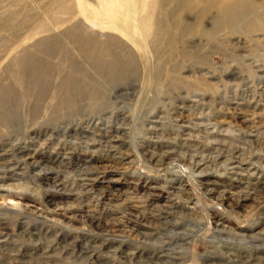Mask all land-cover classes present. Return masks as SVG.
I'll return each mask as SVG.
<instances>
[{
	"label": "rangeland",
	"instance_id": "1",
	"mask_svg": "<svg viewBox=\"0 0 264 264\" xmlns=\"http://www.w3.org/2000/svg\"><path fill=\"white\" fill-rule=\"evenodd\" d=\"M150 1L0 0V85L13 84L22 114L0 124V264L48 253L60 264H128L98 247L110 233L137 246L130 264H264V0H235L230 18L212 8L203 25L212 0L190 11L186 0H156L153 12ZM187 11L191 29L182 28ZM146 14L169 27L171 49L144 38L136 18ZM75 31L109 44L103 61L122 51L133 66L113 81L78 49ZM23 49L45 65L40 96L8 72ZM68 72L77 77L69 104L59 86ZM136 224L160 231V242L139 245ZM168 247L175 258L158 256Z\"/></svg>",
	"mask_w": 264,
	"mask_h": 264
},
{
	"label": "bare ground",
	"instance_id": "2",
	"mask_svg": "<svg viewBox=\"0 0 264 264\" xmlns=\"http://www.w3.org/2000/svg\"><path fill=\"white\" fill-rule=\"evenodd\" d=\"M148 0H143V2H144V4H146V2H147ZM127 3H128V1H127ZM233 3H236V1L234 0H212V2L210 3V7L209 8H206V10H205V12L201 15V17H200V20H199V25H203V24H205L206 23V21L208 20V18L210 17V13L208 12V10H210V9H212V8H215V9H218V12H221V11H223V10H226V12H224V14H225V16H227V18H230L231 17V14H230V12L231 11H234V9H237V8H234V6H233ZM129 4V3H128ZM156 5H157V1L155 0H151L150 1V4H149V6H150V12H153L154 10H155V7H156ZM195 6H198V9H200V8H203L204 7V0H186V9L187 10H191V9H193ZM200 7V8H199ZM231 8H234V9H231ZM230 9V10H229ZM189 11H187L186 12V19H184V18H182V28L183 29H191L192 28V26H193V24H192V22L189 20V18L190 17H187V13L189 12ZM137 20H139V22L141 23V27L143 28V30H141L140 29V32H142L143 33V35H144V38L146 37V39H147V36H149L150 34H152V39L155 41V45H156V49L158 50L159 48H161L162 49V46L163 45H167V46H169V49H171L172 48V43H173V41H174V37H171V33L169 32V27L166 25V24H160V25H156V22H155V20H154V18L150 15V14H146V15H140V17H137L136 18ZM112 21V20H111ZM152 23H154V26L153 27H151L152 26ZM41 25H45V24H43V23H41ZM109 25V24H108ZM114 25V24H113ZM151 25V26H150ZM110 27L112 28V26H111V24H110ZM113 27H115V25L113 26ZM117 27V26H116ZM115 27V28H116ZM136 29V33H137V30H139V28L137 27V26H134ZM43 28H45V27H43ZM167 30H168V33H167ZM67 31V30H66ZM190 31V30H189ZM53 32V31H52ZM115 32V31H114ZM114 32H113V34H114ZM69 33V32H68ZM81 32L80 31H75V32H71L70 33V36L73 38V40L75 41L74 43H76V46L78 47V49L82 52V53H84V55H86L89 59H91L94 63H97V65H98V68H101V69H103V71H105L106 72V74L107 75H109L110 76V78L114 81L115 79H116V77H117V75H116V73L114 72V71H118V74H120V73H122L123 72V70H125V69H127V70H130L131 69V67L133 66L132 65V58L129 56V55H126V54H124L122 51H117L115 54H114V57L113 58H110V60L109 61H103L102 60V58H103V53H105V51H106V47L105 46H108L109 44L108 43H105L106 45L105 46H103V45H101V46H98V45H96L97 44V42L95 41V39L93 38V37H91V36H82L81 34H80ZM99 33V32H98ZM117 34V33H116ZM133 34V33H132ZM138 34V36H140L141 34L138 32L137 33ZM137 34H135V36L137 35ZM101 35V34H100ZM111 35V34H110ZM134 35V34H133ZM98 36V35H97ZM116 36V35H115ZM118 36V35H117ZM99 38H100V36H98ZM46 38V37H45ZM98 38V39H99ZM105 38V37H104ZM120 38V37H119ZM62 39V38H61ZM109 39V38H108ZM141 39V38H140ZM145 39V40H146ZM151 39V38H150ZM97 40V39H96ZM144 40V39H143ZM148 41H150L149 39H147ZM45 41H48V42H50V43H52V42H55L56 40L54 39V38H51V39H48V40H45ZM61 41V40H60ZM62 41H65V40H63L62 39ZM62 41H61V43H62ZM109 41L111 42L112 40H110L109 39ZM147 41V42H148ZM113 42V41H112ZM147 42H146V44H147ZM144 43H145V41H144ZM149 43V42H148ZM101 44V43H100ZM152 44V43H151ZM61 45H63V44H61ZM120 45V44H119ZM136 45V44H135ZM148 45V44H147ZM112 46V45H111ZM148 47H150V46H148ZM52 48V47H51ZM108 48V47H107ZM59 49V48H58ZM129 49V48H128ZM60 50H61V48H60ZM151 50V49H150ZM163 50V49H162ZM113 52V51H112ZM159 52V51H158ZM164 52V51H163ZM158 54V53H157ZM164 54V53H163ZM105 55H107V54H105ZM111 55V54H110ZM113 56V55H112ZM111 56V57H112ZM125 58H124V57ZM162 56V55H161ZM165 56V55H164ZM163 56V57H164ZM14 57V56H13ZM108 57V56H107ZM109 58V57H108ZM158 58V57H157ZM43 59V58H42ZM41 59V60H42ZM69 59V58H68ZM77 60V59H76ZM43 62H46V61H43ZM75 63V60L74 59H70V61H69V64H71V68L75 71L76 69L75 68H73L72 66H73V64ZM79 63H80V61H79ZM78 63V64H79ZM83 63V62H82ZM163 63H164V61H163ZM77 64V65H78ZM11 66L8 68V72L10 73V76H11V78L15 81V82H17V84L18 85H23V86H25V87H27V89L26 90H24V91H33V92H35L36 93V95H41L43 92H44V89H45V79H46V77H47V73H46V71H45V65H43L41 62H39V61H37V59H34L33 58V56L27 51V50H24L23 49V51L22 52H20V55H18V56H16L15 58H13V60H12V62H11V64H10ZM81 65V64H80ZM82 66V65H81ZM81 66H79V68L81 67ZM142 66V65H141ZM95 67V66H94ZM174 67V66H173ZM96 68V67H95ZM116 69V70H115ZM155 69V68H154ZM234 69V68H233ZM56 70H57V68H56ZM87 70V69H86ZM98 70V69H97ZM143 70V69H142ZM48 71V70H47ZM55 71V70H54ZM58 71H60V70H58ZM50 73V72H49ZM57 73V72H56ZM60 73L61 72H59V75H60ZM124 74V73H123ZM56 75V74H55ZM73 74H70L69 75V72H68V74H66L65 76H64V78H61V83H60V85L59 86H61V92L62 93H64V94H62V95H65V97H67L65 100L67 101L66 103H68V101H69V99L73 96V95H75V93H73L74 92V90L73 89H75L74 87H73V84L74 85H76V83H75V81H76V79H77V77L75 78L74 76H72ZM78 76V75H77ZM91 76V75H90ZM155 76V75H154ZM51 77V76H50ZM56 77V76H55ZM48 78V77H47ZM109 78V79H110ZM51 79H53V78H51ZM79 79H80V77H79ZM71 80V84L70 85H68V81H70ZM12 81V80H11ZM57 81V79L54 81V82H56ZM131 82V81H130ZM53 83V82H52ZM79 83H81V82H79ZM53 84H55V83H53ZM57 84V83H56ZM131 84V83H130ZM92 85V84H91ZM12 86H13V84H11V83H9V84H1L0 85V124L1 125H3V126H12V125H17V124H19L20 123V121H22V114L20 113L19 114V110H15V108L17 107V104H18V100H19V96H17V95H14L13 94V96H12V93L15 91H12ZM22 86V87H23ZM90 86V85H89ZM97 86H98V84H97ZM96 86V87H97ZM70 88H73V89H70ZM51 89V88H50ZM53 89H54V87H53ZM47 90V89H46ZM103 90H105V89H103ZM55 91V90H54ZM23 92V91H22ZM59 92H60V89H59ZM78 92V91H77ZM25 93H27V92H24L23 94H25ZM29 93H31V92H29ZM49 93V92H48ZM33 94V93H32ZM51 94V93H50ZM52 94H53V92H52ZM56 94H57V92H56ZM87 94V93H86ZM89 94V93H88ZM96 94V93H95ZM105 94H107V92L105 93ZM30 95V94H29ZM85 95V94H84ZM24 96V95H23ZM28 96V95H27ZM50 96L51 95H49V98H50ZM52 96H54V95H52ZM59 96H60V93H59ZM89 96H90V94H89ZM105 96V95H104ZM34 97H36L35 96V94H34ZM33 97V98H34ZM61 97V96H60ZM64 97V98H65ZM101 97H103V95L101 96ZM53 98V97H52ZM58 98V97H57ZM82 98V97H81ZM21 101V100H20ZM26 101V100H25ZM53 101V100H52ZM55 101H56V99H55ZM29 102V101H28ZM40 102V101H39ZM46 102H47V100H46ZM103 102V101H102ZM85 103V102H84ZM93 103V102H92ZM114 103V102H113ZM52 104V103H51ZM69 104V103H68ZM26 105V104H25ZM30 105V104H29ZM36 105V104H35ZM45 105V104H44ZM44 105H43V107H44ZM89 105V104H88ZM26 107V106H25ZM42 107V106H41ZM22 108V107H21ZM20 108V109H21ZM45 108H46V106H45ZM47 108H48V106H47ZM18 109V108H17ZM56 109V108H55ZM31 110V109H30ZM24 111V110H23ZM38 110H33V113H32V115H34V114H36V112H37ZM46 111H47V109H46ZM25 112V111H24ZM50 112V111H49ZM42 113V112H41ZM49 114V113H48ZM25 115V114H24ZM43 115V114H42ZM51 115V114H50ZM45 116H46V114H45ZM176 116V115H175ZM174 116V117H175ZM26 117V116H25ZM41 117V116H40ZM43 117V116H42ZM76 117V116H75ZM32 119V118H31ZM41 119V118H40ZM43 119H44V117H43ZM24 120V119H23ZM27 120V119H26ZM36 120V119H35ZM34 120V121H35ZM42 120V119H41ZM61 120V119H60ZM30 121V120H29ZM44 121V120H43ZM25 122H27V121H25ZM32 122V121H31ZM46 122V121H45ZM49 122V121H48ZM27 123H29V122H27ZM35 124V123H34ZM39 124V123H38ZM27 125V124H26ZM156 125V124H155ZM22 126V125H21ZM8 128V127H7ZM23 128V127H22ZM24 128H26V127H24ZM12 129V128H11ZM1 130V129H0ZM13 130V129H12ZM115 131V130H114ZM2 136V135H1ZM33 136V135H32ZM100 136H102V135H100ZM104 138V137H103ZM33 139V138H32ZM99 139V138H98ZM109 139V138H108ZM92 140H94V139H92ZM101 141V140H100ZM106 141V140H105ZM96 142V141H95ZM106 142H108V141H106ZM221 142V141H220ZM104 144V143H103ZM111 145V144H110ZM25 146V145H24ZM41 146V145H40ZM26 147V146H25ZM21 149H22V147H21ZM30 149V148H29ZM234 149V148H233ZM221 150V149H220ZM6 151H7V149H6ZM12 151V150H11ZM34 151V150H33ZM35 151H36V149H35ZM144 151V150H143ZM2 152V151H1ZM17 153V152H16ZM147 153V152H146ZM153 153V152H152ZM4 154V152L3 153H1L0 155H3ZM11 154H13V153H11ZM38 154V153H37ZM151 154V153H150ZM40 155V154H39ZM48 155H49V153H48ZM14 156V155H13ZM146 156V155H145ZM150 156V155H149ZM23 157H25V155L23 156ZM27 157H28V162L29 163H31L32 165H33V168L35 169V167H36V165L38 164L39 165V160L38 159H36V157H37V155H33V153L31 154V155H27ZM153 157V156H152ZM48 158V157H47ZM1 160V159H0ZM21 160V159H20ZM87 160V159H86ZM151 159H149V161H150ZM158 160V159H157ZM4 161H6V160H4ZM9 161V160H8ZM18 161H19V158H18ZM75 162V161H74ZM154 162V161H153ZM2 163V162H1ZM5 163V162H4ZM46 163V162H45ZM8 165V164H7ZM50 165V164H49ZM80 165V164H79ZM91 165V164H90ZM3 166H6V163L4 164V165H2V167ZM94 166V165H93ZM13 167H14V165H13ZM46 167V166H45ZM53 167V166H52ZM78 167V166H77ZM82 166H80V168H81ZM84 167V166H83ZM88 167V166H87ZM24 168V167H23ZM40 168V167H39ZM79 168V167H78ZM95 168V167H94ZM105 168V167H104ZM103 168V169H104ZM40 169H42V167L40 168ZM47 169V168H46ZM53 169H55V168H53ZM61 169V168H60ZM84 169V168H83ZM32 171H34V170H32ZM39 171V170H38ZM37 171V172H38ZM42 171V170H41ZM40 171V172H41ZM78 171V170H77ZM95 171V170H94ZM40 172H38V173H40ZM80 172H83L82 170L80 171ZM91 172H92V170H91ZM2 173L3 174H0V180H3L4 178H6L5 177V173H6V170L5 169H2ZM24 173V172H23ZM56 173H57V170H56ZM36 176H38V175H36ZM81 177V176H80ZM63 178V177H62ZM21 179V178H20ZM84 179V178H83ZM87 179H89V178H87ZM5 181V180H4ZM10 181V180H9ZM9 181H8V183H9ZM24 181V180H23ZM61 181V180H60ZM209 181V180H208ZM208 181H205V182H208ZM22 182V181H21ZM210 182H212V181H210ZM11 183V182H10ZM9 183V184H10ZM55 183V182H54ZM59 183V182H58ZM57 183V184H58ZM7 184V183H6ZM18 184H19V182H18ZM25 185H26V183H24ZM24 184H23V186H24ZM16 185V184H15ZM54 186V185H53ZM57 186V185H56ZM10 187H11V185H10ZM4 188L8 193H10V192H13L14 190H12L11 188ZM15 187V186H14ZM19 186L17 185V188H18ZM21 187V186H20ZM27 187V186H26ZM0 188H3V185L2 184H0ZM50 188V187H49ZM52 188V187H51ZM249 188H250V186H249ZM53 189V188H52ZM205 189H207V188H205ZM211 189V188H210ZM252 192V191H251ZM18 193V192H17ZM71 193V192H70ZM245 193V192H244ZM248 195V194H247ZM250 196V195H249ZM247 198H249V197H247ZM125 202V201H124ZM243 202V201H242ZM127 204V203H126ZM237 204V203H236ZM241 205V204H240ZM161 209V208H160ZM163 210V209H162ZM169 210V209H168ZM171 210V209H170ZM173 210V209H172ZM171 210V211H172ZM176 210V209H175ZM174 210V211H175ZM178 210H179V208H178ZM177 210V212H179ZM184 210V209H183ZM13 212V211H12ZM186 212V211H185ZM190 212V211H189ZM131 213V212H130ZM170 213V212H169ZM171 213H174V212H171ZM170 213V214H171ZM181 213H183V211L181 212ZM181 213H180V215H181ZM134 214V213H133ZM174 214H176V211H175V213ZM188 214H190V213H188ZM187 214V215H188ZM186 215V214H185ZM191 215H193V214H191ZM126 216V215H125ZM163 216V215H162ZM171 216V215H170ZM114 217H116V215L114 216ZM130 217V216H129ZM144 217V216H143ZM165 217V216H164ZM189 217H191V216H189ZM131 218H134V217H131ZM139 218V217H138ZM195 218V217H194ZM98 219V218H97ZM118 219V218H117ZM130 219V218H129ZM141 219H142V217H141ZM57 220V219H56ZM62 220V219H61ZM95 220V219H94ZM115 220V219H114ZM59 221V220H58ZM100 221V220H99ZM169 221V220H168ZM91 222V221H90ZM135 222H137V221H135ZM174 222H176V221H174ZM178 222V221H177ZM177 222L176 223H174V225L173 226H171V229H174L176 226V224H177ZM141 223V222H140ZM178 223H180V222H178ZM98 224V223H97ZM110 224V223H109ZM112 224V223H111ZM148 224V223H147ZM113 226H114V224H112ZM127 225V224H126ZM137 225V224H136ZM148 225H150V224H148ZM252 225V224H251ZM106 226H107V224H106ZM109 226V225H108ZM107 226V227H108ZM129 226H130V224H129ZM219 226V225H218ZM224 226V225H223ZM41 227V226H40ZM122 227V226H121ZM121 227H119V228H121ZM124 227V226H123ZM123 227H122V229H123ZM128 227V226H127ZM164 227V226H163ZM44 228V227H43ZM75 228V227H74ZM113 228V227H112ZM117 228V227H116ZM223 228V227H222ZM23 229V228H22ZM26 229H27V227H26ZM131 230L130 231H133V232H135V234L134 235H138V240H137V242L139 243V245H141V244H143L142 246H146V245H148L147 243L149 242V244L150 243H152L153 241H155V244H156V241L159 239V238H161V236H162V233L160 232V231H153V230H149V227L148 226H144V227H142V226H140V225H137V227L136 226H132L131 228H130ZM228 229V228H227ZM247 229V228H246ZM75 230V229H74ZM77 230V229H76ZM108 230V229H107ZM112 230V229H111ZM115 230V229H114ZM118 230V229H117ZM124 230V229H123ZM165 230H167L168 232H170V228H167V229H165ZM184 230V229H183ZM221 230V229H220ZM226 230V229H225ZM229 230V229H228ZM23 231V230H22ZM34 231V230H33ZM109 231V230H108ZM113 231V230H112ZM120 231V230H119ZM127 231V230H126ZM173 231V230H172ZM180 231V230H179ZM223 231H224V228H223ZM227 231V230H226ZM21 232V231H20ZM102 232H104V231H102ZM175 232V231H174ZM178 232V231H177ZM184 232V234H185V231H183ZM242 232V231H241ZM116 233V232H115ZM118 233V232H117ZM131 233V232H130ZM229 233H231V232H229ZM105 234V233H104ZM108 234V233H107ZM128 234H129V232H128ZM127 234V235H128ZM159 234H160V236H159ZM174 234V233H173ZM178 235V233H175V235ZM188 234V233H187ZM248 234V233H247ZM251 234H253V233H251ZM123 235H125V234H123ZM121 233H120V235L118 234V236H116V234L114 235V234H109V235H103V236H101V237H107V238H105L107 241H100V243L98 244V247L100 246V247H107V244H108V246H110L111 247V249L109 250V251H111L113 254H116L117 252H120V253H123L121 256H115V257H118V260L120 259V261H122L123 260V262H125V263H128V264H130V262H129V260H131V258H133L134 257V254L136 253V250H135V248L137 247V246H134L133 244H131V242L130 241H128L127 239L129 238V236H128V238L124 241V236H123ZM126 235V236H127ZM131 235V234H130ZM234 235V234H233ZM240 235V234H239ZM116 236V237H115ZM120 236V237H119ZM133 236V235H132ZM168 236H170V235H168ZM167 236V237H168ZM179 236V235H178ZM181 237H182V235H180ZM43 237V236H42ZM53 237V236H52ZM85 237H89V236H85ZM96 237V236H95ZM100 237V238H101ZM135 237V236H134ZM137 237V236H136ZM232 237V236H231ZM250 237V236H249ZM256 237V236H255ZM255 237H254V239H255ZM258 237V236H257ZM61 238H62V236H61ZM60 238V239H61ZM92 238V237H91ZM99 238V239H100ZM118 238H121V239H118ZM156 238V239H155ZM158 238V239H157ZM171 238V237H170ZM175 238V237H174ZM187 238V237H186ZM185 238V239H186ZM234 238V237H233ZM41 239H43V238H41ZM54 239V238H53ZM76 239V238H75ZM104 239V240H105ZM151 239V240H150ZM152 239H153V241H152ZM171 239H173V238H171ZM170 239V240H171ZM224 239H226V238H224ZM162 240H164V239H162ZM162 240H161V243H162ZM174 240V239H173ZM172 240V241H173ZM229 240V239H228ZM77 241V240H76ZM84 241V240H83ZM132 241H135V239L134 240H132ZM159 241V240H158ZM157 241V242H158ZM238 241H241V240H238ZM45 242V241H44ZM68 242H70V241H68ZM75 242V241H74ZM160 242V241H159ZM165 242V241H164ZM170 242V241H169ZM73 243V242H72ZM154 243V242H153ZM230 243V242H229ZM245 243V242H244ZM59 244V243H58ZM84 244V243H83ZM85 244L88 246V245H90L89 244V240H86L85 239ZM158 244V243H157ZM165 244V243H164ZM180 244V243H179ZM258 244V243H257ZM66 245V244H65ZM152 245H154V244H152ZM151 245V246H152ZM167 245H169V244H167ZM220 245V244H219ZM64 246V245H63ZM79 246V245H78ZM158 246V245H157ZM175 246V245H174ZM65 247V246H64ZM82 247V246H81ZM95 247V246H94ZM259 247V246H258ZM257 247V245H255V249H257L258 248ZM262 246H260V248H261ZM96 249V248H95ZM100 249V248H99ZM46 250H48V249H46ZM85 250V249H84ZM103 250V249H102ZM258 250V249H257ZM256 250V251H257ZM70 251V250H69ZM109 251H107V252H109ZM143 251V250H142ZM142 251H141V253H142ZM178 251H179V249H178ZM224 251H225V249H224ZM71 252V251H70ZM80 252V251H79ZM139 252V251H138ZM172 251H171V249H170V247H168V248H166V249H160L159 251H157V253H159L158 254V256H168V260L169 259H173V258H175V256L174 255H171L172 253H171ZM176 252V251H175ZM179 252H181V251H179ZM106 253V252H105ZM111 253V254H112ZM178 253V252H177ZM106 254H108V253H106ZM143 254V253H142ZM142 254H137V255H139V256H142ZM223 254V253H222ZM228 254V253H227ZM256 254V253H255ZM45 255V257H42L40 260H38L37 262L38 263H36V264H57V263H62V262H64V260L63 261H59V262H52V258L53 257H50L49 256V253L48 254H44ZM70 255V254H69ZM157 255V254H156ZM192 255V254H191ZM206 255V254H205ZM204 255V256H205ZM210 255V254H209ZM208 254H207V256H209ZM55 256V255H54ZM66 256V255H65ZM79 256H80V254H79ZM114 256V255H113ZM229 256V255H228ZM261 256V255H260ZM29 257V256H28ZM77 257V256H76ZM143 257H150V256H147L146 254H145V252H144V254H143ZM139 258V257H138ZM211 258V257H210ZM230 259V258H229ZM16 260V259H15ZM14 260V261H15ZM18 260V259H17ZM34 260V259H33ZM71 260V259H70ZM161 260V259H160ZM9 261V260H8ZM20 261V260H19ZM22 261V260H21ZM26 261H28V260H26ZM25 261V263L24 264H26V263H28V262H26ZM32 261V260H31ZM67 261V260H66ZM242 261V260H241ZM5 262H6V259H5ZM16 262V261H15ZM15 262H13L14 264H15ZM29 262H30V260H29ZM34 262V261H33ZM69 262V261H68ZM73 262V261H72ZM76 262V261H75ZM80 262H82V261H80ZM79 262V263H80ZM158 262V261H157ZM178 262V261H177ZM17 263V262H16ZM30 263H32V262H30ZM35 263V262H34ZM33 263V264H34ZM65 263V262H64ZM83 263V262H82ZM114 263V261L112 262V264ZM138 263V262H137ZM162 263V262H161ZM18 264V263H17ZM141 264V263H140ZM147 264V263H146ZM149 264V263H148ZM158 264H160V262H158Z\"/></svg>",
	"mask_w": 264,
	"mask_h": 264
}]
</instances>
